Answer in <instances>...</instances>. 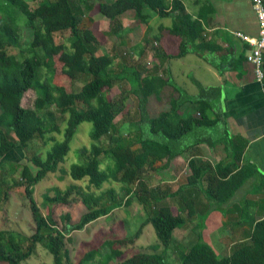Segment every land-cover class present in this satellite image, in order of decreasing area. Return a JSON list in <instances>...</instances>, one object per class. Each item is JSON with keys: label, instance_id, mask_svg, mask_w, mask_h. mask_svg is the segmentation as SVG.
<instances>
[{"label": "trees", "instance_id": "1", "mask_svg": "<svg viewBox=\"0 0 264 264\" xmlns=\"http://www.w3.org/2000/svg\"><path fill=\"white\" fill-rule=\"evenodd\" d=\"M30 1H35L36 5L31 6L28 0H0V157L16 146L24 151L26 163L20 171V180L12 185L24 186L34 222L29 235L0 229V263L20 264L33 255L40 244L52 255L53 264H88L97 255L100 256L97 264H173L168 255L173 231L192 218L195 210L192 194L200 191L209 203L205 213L200 214L196 222L193 220L196 225L194 241L189 246L176 243V264H264V218L249 220L250 234L222 257H218L202 235L204 215L213 209H224L235 192L254 175L253 166L240 164L245 142L238 138L221 140L228 152L215 165L200 161L197 154L190 151V174L185 184L175 191L166 187L162 190L159 186L151 188L145 179L147 169L161 171L174 157L184 155L201 143L213 146L218 141L203 136L205 128L216 127L224 121L217 104L208 98L209 94L211 98L216 95L218 89L210 88L198 97H191L174 88L177 94L165 95L166 104L163 86L167 79L149 75L136 66L115 71L112 56L106 52L97 53L101 44L100 30L92 16L80 7L87 6L89 12L94 4H86V0H78L77 5L76 0ZM204 5L207 13L213 10L210 4ZM95 9L109 20L108 32L117 37H122L128 29L121 23V16L128 12L142 27H148L153 15L171 17V24L166 28L161 25L160 32L151 37L155 56L182 57L191 51L190 46L198 51L206 43L203 37L206 12L200 9L194 17L182 0L98 1ZM21 17L25 20L23 25L33 30L28 44L21 38L18 23ZM65 31L68 32L66 41L56 42L54 33ZM57 74L71 81L84 76L85 82L78 90H68L64 84L55 82ZM121 80L128 81L131 88L117 98L108 96L106 92ZM29 89L35 92V99L32 107H24L22 97ZM130 93L138 98L139 119L132 124L138 135L134 141L126 142L114 121L129 109ZM154 97L156 108L163 105L155 111L148 103ZM55 109L60 114H68L63 129L57 122ZM84 121L91 123L90 146L80 149L81 160L66 171L71 182L64 188L54 187L52 194H42L47 208L43 213L34 199V186L49 172L65 171L60 165L70 150L78 126ZM132 128L129 126L128 133L134 130ZM53 133L62 137L59 139ZM36 139L44 145L50 143L44 153L29 150L30 142ZM103 162H106L104 167ZM112 182L120 183L119 192L113 186L101 189L104 183ZM175 196L182 197L181 208L160 204L141 221L133 234L107 238L100 246L87 242L86 245L94 247L85 250L76 262L71 260L65 246L69 238L67 233L82 229L115 208L130 205L133 197L146 207ZM78 201L86 211L76 222H71L69 212L60 214L59 227L52 206L70 209ZM148 224L153 226L158 243L122 256L124 249L140 238ZM103 247L108 251L102 255L100 249Z\"/></svg>", "mask_w": 264, "mask_h": 264}, {"label": "crops", "instance_id": "2", "mask_svg": "<svg viewBox=\"0 0 264 264\" xmlns=\"http://www.w3.org/2000/svg\"><path fill=\"white\" fill-rule=\"evenodd\" d=\"M204 4H210L213 10L207 13L208 8ZM185 7L194 17L198 16L200 9L206 12L203 17V37L206 42L203 47L206 48L201 47L197 51L190 46L191 51L184 56L170 59L153 53L150 56L153 62L148 61L149 68L146 72L167 79V84L163 86L167 96L170 93L176 96L174 88L187 92L191 97H198L210 88L218 89L216 95L211 93L212 98L210 94L208 98L217 104L224 121H220L216 127L204 129L203 136L218 140L213 146L201 143L196 150L191 149L184 155L174 157L162 171L174 174L172 182L169 180L166 188L171 192L175 191L185 184L190 174V151L197 154L195 156L200 161L215 165L228 152L221 140L238 138L245 142L240 164L253 166L254 175L235 192L223 206L224 209H213L204 215L208 216L202 229L204 239L211 241L206 237L211 235L222 243V250H228L225 254L228 255L235 244L242 242L250 234L249 220L264 218V83L255 80L252 66L245 59L251 48L250 43L237 34L257 37L258 23L251 0H189ZM158 18L153 15L149 20L148 25L153 21L151 37L160 32L161 25L165 28L169 26L159 22ZM153 100L156 103L155 97ZM167 102L166 100L165 103ZM166 104L165 108L168 106ZM192 198L195 210L191 220L197 221L198 216L205 213L209 202L200 191L193 193ZM173 199L180 201L178 207L181 208L182 197L175 196ZM175 230L173 243H178L174 238ZM179 243L183 244L182 241ZM216 254L219 255L217 252Z\"/></svg>", "mask_w": 264, "mask_h": 264}, {"label": "rangeland", "instance_id": "3", "mask_svg": "<svg viewBox=\"0 0 264 264\" xmlns=\"http://www.w3.org/2000/svg\"><path fill=\"white\" fill-rule=\"evenodd\" d=\"M28 1L31 6L36 5L35 1ZM98 1L110 2L112 0H86V4H94L93 9L89 12L87 6L85 7V5H80L83 12L92 16L93 20L97 23V30H100L101 44L99 45L97 53L106 52L110 54L113 58V67L115 71H120L123 67L131 68L130 66H136L140 71H145L146 73L149 68L148 61L153 62V60H150V56L155 53L151 38L153 33V21H151V25H148V27H142L138 24V22L135 21V18L131 12L122 15V26H126L128 29H125V31L122 33V37H117L116 35L108 32L110 28L109 20L96 11L95 4ZM183 1L186 5H188L189 0ZM78 3V0H76V5ZM157 20L168 25H170L172 22L171 17L158 18ZM24 21L25 20L23 17L18 18L22 41L24 44H28L32 37L33 30L31 28L25 27L23 25ZM67 35V31L56 32L54 33V39L56 42H65V37ZM146 40H148V42ZM141 50L143 52H141ZM54 77L56 83L64 84L68 90H78L85 82L84 76H78L74 81H71L66 76L60 74H57ZM177 80L179 81V79ZM129 88H131L129 82L126 80H121L116 82L114 86L106 92V94L113 98H117L121 95V92H125L124 90ZM165 95L166 93L164 96ZM129 96V109L126 113H122L121 115L119 114L114 121L116 129L124 135L123 137L126 142L134 141L138 135V130L132 128V124L137 122L139 119L138 98L132 93H130ZM34 99L35 92L32 89H29L22 97L21 104L24 107H32ZM148 103L149 107L153 111L157 109L155 108L156 103L152 98L149 99ZM160 106H158V108ZM55 112L58 115L57 122L59 123L60 128L63 129L65 126L64 119L67 118L68 114H60L56 109ZM129 126L134 129L130 133H128ZM90 128L91 123L88 121H84L78 126L77 132L70 142V150L67 153L64 162L60 165V168L65 171L61 172V170L58 169L56 172H49L46 177H44L34 186V199L43 213H46L47 208L43 203L42 194L44 192H49L52 194L54 187L64 188L71 182L70 177L66 174V171L69 169L71 164L78 163L79 160H81V157L78 155L80 149L83 146H90ZM53 134H55V136L59 139L62 137L61 134ZM102 141L104 144L105 141ZM30 143L31 147L29 150L32 152L37 151L39 153H44L50 144L48 143L44 145L40 139L32 140ZM24 163H26L24 151L19 146H16L4 157H0V197L2 198L0 200V229H13L19 231L22 234L29 235L34 229V222L28 206V200L24 192V186L12 185L14 181L20 180V171ZM105 163L106 162H103V167ZM31 168L33 171L36 170L33 165H31ZM145 172V179L148 186L151 188H157L159 186L162 188V190L167 187L169 180L172 182L171 180L174 177V174L171 171L165 172L161 170L157 172L147 169ZM176 183H178V181ZM112 186L117 192H119L120 183L118 182H112L111 184L104 183L101 189H107ZM174 203L176 206L180 205V201L178 199L174 200L173 198H165L161 202H152L150 205L145 207L139 203L136 197H133L130 205H123L121 207L115 208L108 215L97 218L96 220L86 224L82 229L67 233L69 238L66 240L65 246L68 250L71 260L76 262L85 250L94 247L86 245L87 242L92 243L95 246H100L102 241L107 238H121L129 236L134 233V231L139 227L141 221L146 218L158 205H174ZM52 208L53 217L57 221L59 227H61V222L59 219L60 214L69 212L71 216V222H76L81 214L86 211V207L79 201L75 203L70 209L63 207L59 208L56 206H52ZM182 214L185 216L186 212L184 211ZM207 218L208 216H204V220ZM194 221L188 219L183 227L177 228L175 230V242L182 241L183 245L189 246L194 241L195 231L193 229L196 227V221ZM206 237L211 240L208 242L211 244L214 250L219 253V255L217 254L218 257H222L223 255L227 254V249L222 250V243L220 244L211 235ZM177 238L180 240L177 241ZM157 243L158 240L154 228L151 224H148L145 226L140 238L136 240L134 244L124 249V254L122 256L130 255L136 251L146 250L150 245ZM175 250L176 243H172L168 249V255L173 264L177 263ZM100 251L103 255L106 251H108V248L103 247L100 249ZM99 258L100 256L97 255L94 261L88 264H97ZM0 264L6 263L1 262ZM20 264H53V257L42 245L37 244L35 253L28 259L22 261Z\"/></svg>", "mask_w": 264, "mask_h": 264}, {"label": "built area", "instance_id": "4", "mask_svg": "<svg viewBox=\"0 0 264 264\" xmlns=\"http://www.w3.org/2000/svg\"><path fill=\"white\" fill-rule=\"evenodd\" d=\"M252 8L257 18L258 35L249 38L237 33L243 40L250 43L251 48L245 55V59L251 64L255 80L264 83V0H251Z\"/></svg>", "mask_w": 264, "mask_h": 264}]
</instances>
